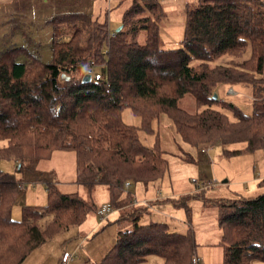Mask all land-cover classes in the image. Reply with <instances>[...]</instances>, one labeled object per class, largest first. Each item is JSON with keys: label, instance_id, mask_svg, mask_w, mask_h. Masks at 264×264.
<instances>
[{"label": "trees", "instance_id": "16d2710c", "mask_svg": "<svg viewBox=\"0 0 264 264\" xmlns=\"http://www.w3.org/2000/svg\"><path fill=\"white\" fill-rule=\"evenodd\" d=\"M123 4L118 3V32L108 31L106 17L98 21L72 12L54 16L48 22L49 62L25 47L0 51V163L19 165L16 172L22 175L16 179L0 169V264H23L47 237L95 213L101 206L93 202L97 185L107 187V203L119 213L117 223L132 227L118 229L113 247L96 264H144L152 256L162 264H190L195 248L191 230L178 233L165 223L140 224L149 210L123 197L124 183L147 185L168 168L158 143L144 145L139 132H151L152 122L163 115L176 135L194 147L244 143V152L264 148V2L186 4L183 39L172 50L159 36L165 17L159 0ZM223 56L228 61L216 63ZM92 68L100 80L90 75L83 82ZM219 83L250 86L252 114L213 99ZM185 96L194 101L192 113L179 106ZM125 108L140 118V126L123 122ZM55 151L74 154L76 183L85 197L60 194L47 183V205L22 206L21 218L12 219L21 180L29 175L36 180L37 164ZM202 192L184 195L175 205L188 213V200L204 199ZM203 203L216 208L222 264H264V193Z\"/></svg>", "mask_w": 264, "mask_h": 264}, {"label": "rangeland", "instance_id": "374dc122", "mask_svg": "<svg viewBox=\"0 0 264 264\" xmlns=\"http://www.w3.org/2000/svg\"><path fill=\"white\" fill-rule=\"evenodd\" d=\"M120 1H124V6L126 0ZM119 2L118 0L113 1L107 6V0L50 1V3L54 4L55 14L69 12L88 13L92 17L102 20L107 13L109 32H113L118 28L122 8V6L118 5ZM41 14L42 12L36 14L29 11L25 14V18L22 17L20 19L21 22L28 26V35L21 32L12 34L10 29L15 27L16 23L13 21L9 22L7 28L9 32L7 33L6 30L0 31V51L8 47H25L36 53L41 61L49 62L51 29L48 24L39 25L37 21L42 17ZM164 18L161 22L162 27L165 23L171 27L178 25L175 24L178 23L179 18L177 12ZM26 36H29L30 39H27ZM247 55L248 51L245 56ZM227 59L229 58L223 56L216 60V63L224 64ZM230 91L233 93H230ZM214 92L218 101L231 102L243 113L252 114L253 90L250 86L242 83L230 85L219 83L215 85ZM179 106L191 113L196 110L194 101L190 96L180 99ZM121 118L126 124L136 127L140 126V118L128 108L121 112ZM151 128V132L140 131L138 134L139 140L148 147H153L158 143V147L165 152L164 157L167 160L168 168L159 180L147 184L143 192L142 190L136 192V197L139 199H141L140 197L151 198L157 191L159 197H164L163 202L153 205L154 209L151 210L150 215L145 216L146 219L141 220L140 224H145V222L149 221L166 223L171 231L178 233H186L190 229L195 244L194 253L201 264H222L223 247L218 244L222 233L216 222V208L208 203L204 204L203 200L212 199L218 201V199H234L236 198L235 196L246 198L247 195H259V193L245 194L243 189H245L246 185L250 186L253 183L258 185L259 181L253 182L250 179L253 177L257 180L262 174V169H264V148L252 152H244V143H234L226 147L216 144L212 147L210 146L211 149L207 154H202L200 149L207 147V145L194 147L184 143L176 135L171 120L166 116L162 115L159 120H154ZM2 145L3 143L0 142V146ZM225 150L230 152L241 151V153L225 155ZM12 164L13 162H1L0 169L4 172L15 173V176L20 179L22 176L15 172L18 165L14 169ZM38 166L36 170L40 175L37 178L40 181H34L33 183L22 182L24 185L17 195L16 203L11 208L12 219L19 220L21 218L22 206L47 205V190L45 186L47 183H52L55 190L60 194L77 193L82 197L86 195L83 188L76 183L74 154L72 152L55 151L50 158L40 161ZM191 180H195L196 184L206 186L204 192H202L204 199L202 197L190 198L187 204L189 211L185 213L183 208L174 206L172 201L178 200L183 195H186L185 197L193 195L194 184ZM224 181L226 183H222ZM129 184L132 187L126 188L124 191L132 194L131 190L134 191L135 187L137 188L138 186L133 183ZM235 184H237L239 189L237 194ZM94 190L93 202L104 201L107 187L105 185H97ZM155 195L157 196V193ZM123 208H120L119 212H122ZM114 217L109 216V222L101 223L94 212H89L80 224L70 226L67 229L60 230L53 236L47 237L43 245L27 256L26 260L29 259L26 264H47L50 260H46L47 255L52 254L56 249L63 250L67 245H69V248H73L77 244L82 245L75 257L85 254L100 259L101 255H104L113 247L116 227L118 229H131L132 227L130 222H120L117 226L114 223ZM46 220L47 218L41 221L42 226H44ZM255 262L256 264H261L259 261ZM144 264H162V260L152 256L148 257Z\"/></svg>", "mask_w": 264, "mask_h": 264}, {"label": "crops", "instance_id": "0c3cea01", "mask_svg": "<svg viewBox=\"0 0 264 264\" xmlns=\"http://www.w3.org/2000/svg\"><path fill=\"white\" fill-rule=\"evenodd\" d=\"M7 1H9V0H0V6H1L0 7V31L6 30L7 33L9 32V30L7 29L8 28V24H9V22H12L13 21L16 24L14 25L15 27H13V28L10 29V32L12 34L13 33L16 34V33H20L21 32L22 34H25L26 35V33H27V35H28V33H29L28 26L25 25L23 22H21L20 19L22 17L25 18V14L27 12H29V11L30 12H34L36 14H39V13L42 12V14H41L42 17L40 19H38V21H37L39 23V25L48 24V22L54 16L59 15V14H55L54 13L55 12L54 11V4L53 3H50V1H53V0H10L9 2H7ZM93 1H96V0H93ZM113 1L115 2L117 0H113ZM113 1L107 0V2H108L107 6L111 2H113ZM159 1H160V6H161V8H162V10H163L164 15H165L166 18L168 16H170V15L172 16L174 12H177V14L179 16L178 23H175V24H178L177 26L174 25V26L171 27L170 25H168V24L165 23L163 25V27L161 26L160 29H159V36H160V39H161L164 47L166 49H169V50L177 49V48L180 47L181 41L183 39L184 24H185V11H184L185 5L186 4H193V3L197 2L198 0H181V1H177V0H159ZM261 1L264 2V0H261ZM69 13H71V12H69ZM76 13H79V12H76ZM63 14H65V13H63ZM120 15H121V11H120ZM104 16L108 19L107 13ZM93 18H95V17H93ZM4 25H6V26H4ZM107 29H108V27H107ZM110 33H112V32H110ZM26 37H27V39H30L29 36H26ZM227 61H228V59H227ZM12 166L15 169L16 164L13 163ZM37 166H38V164H37ZM37 166H36V168H37ZM38 169H39V166H38ZM15 172H16V169H15ZM11 174H15V173H11ZM15 177H16V179H18L17 176H15ZM35 179L36 180H34L29 175V176L26 177L25 180H21V183L22 182H30L31 180L32 181H40L38 178H35ZM263 179H264V169H262V174L257 178V180H256V178H253V177L250 180H253V182H255V181H259L260 182ZM222 183H226V181H224ZM136 185L138 187L137 188L135 187L134 191L131 190L132 194L129 193V192H124L123 193V197L130 196L133 199L137 200L138 202L147 201V202H150L152 206L153 205H158L159 203L163 202L164 197H159L158 191L155 192V194L157 193V196L154 194V196L151 197V198H146V197H140L141 199L137 198L136 197V192L137 191L140 192L141 190L143 192L146 189V185H142V184H136ZM130 187H132V186L129 185L127 187V189H129ZM243 190H244L243 192L245 194L259 193V195H260V194H263L264 193V186H259V183H258V185H255L253 183L250 186H247L246 185L245 189H243ZM235 191H236V194L239 191V189L237 188V184H235ZM235 197H237V196H235ZM247 197H255V196H248L247 195ZM147 199H149V200H147ZM107 202H109V194H108V191L106 192L105 200L102 201V202H98L96 204L98 206H100V205L105 204ZM172 203H173L174 206H177V205H175V201H172ZM150 212H151V210H149L148 213L146 215H144L141 220H145L146 219L145 216H149L150 215ZM118 214L119 213H118L117 210H112V213L110 215L112 217L115 216L114 217V220H115L114 223H116L117 226H118L117 219L119 217ZM107 222H109V221H107ZM149 222H153V221H149ZM149 222H145V224H147ZM117 232H118V227H116L115 240H116ZM83 240H85V239H83ZM81 245L80 244H77L73 248H69V245H67L65 247V249H63V250L56 249L55 252H53L52 254L47 255L46 260L50 259L47 264H61V256H62V254L64 252H67L69 254L71 253V256L72 257H71V260L68 262V264H90V262H92L91 264H96V263L100 262L102 260V258L106 254L105 253L104 255H101L100 259H97V257L85 255V254H82L83 256L80 255V256L75 257V255L77 254L78 250H80V246ZM28 259L25 260V262L23 264L28 263ZM251 264H256V262L254 261ZM261 264H263V263H261Z\"/></svg>", "mask_w": 264, "mask_h": 264}, {"label": "built area", "instance_id": "2783aa9c", "mask_svg": "<svg viewBox=\"0 0 264 264\" xmlns=\"http://www.w3.org/2000/svg\"><path fill=\"white\" fill-rule=\"evenodd\" d=\"M112 1V0H111ZM113 35V34H112ZM93 69H91V71H89L87 74H91V76H93L94 80L95 81H98L100 80V74L99 73H95L93 72ZM230 93H233L232 91H230ZM211 147L207 146V147H204L202 149H200V152L202 154H207L208 151H210ZM191 182L194 184V192H200V191H203L205 190V185L201 184H196V181L195 180H191ZM130 184L128 182L124 183V189H126ZM20 187L22 188L23 187V183L20 184ZM132 205L134 206H141V207H145L147 208L148 210H153V206L151 205L150 202H147V201H141V202H138L137 200L133 199L132 200ZM112 207L110 206L109 203H105V204H102L95 212L97 218L99 219V221L101 223H105L108 221V218L110 216V214L112 213ZM71 254L67 253V252H64L61 256V264H68V262L71 260ZM190 264H201L200 260L198 259V257L196 256L195 253L192 254L191 256V259H190Z\"/></svg>", "mask_w": 264, "mask_h": 264}, {"label": "water", "instance_id": "95a60500", "mask_svg": "<svg viewBox=\"0 0 264 264\" xmlns=\"http://www.w3.org/2000/svg\"><path fill=\"white\" fill-rule=\"evenodd\" d=\"M120 29H121V27H118V28L116 29V32H118ZM90 77H91L90 74H87V75L84 76V78H83L82 81H83V82H85V81H89V80H90ZM213 99H216V95H215V94L213 95ZM19 167H20V166L18 165L17 168H19Z\"/></svg>", "mask_w": 264, "mask_h": 264}]
</instances>
